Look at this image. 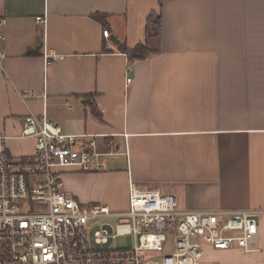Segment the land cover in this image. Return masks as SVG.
<instances>
[{"label": "crops", "instance_id": "obj_1", "mask_svg": "<svg viewBox=\"0 0 264 264\" xmlns=\"http://www.w3.org/2000/svg\"><path fill=\"white\" fill-rule=\"evenodd\" d=\"M0 7L8 18L0 136L15 156L34 153L32 139H17L29 115L46 113L69 133L110 135L115 154L106 170H67V192L85 205L126 210L134 183L177 196L183 211H257L253 250L209 249L203 261L264 264V0H0ZM155 12L162 27L154 53L131 62L119 45L146 43Z\"/></svg>", "mask_w": 264, "mask_h": 264}, {"label": "built area", "instance_id": "obj_2", "mask_svg": "<svg viewBox=\"0 0 264 264\" xmlns=\"http://www.w3.org/2000/svg\"><path fill=\"white\" fill-rule=\"evenodd\" d=\"M7 25L0 7V65ZM25 138L34 141V153L17 157L9 137L0 136V264H206L209 249L255 248L257 211H183L177 196L134 183L126 210L79 202L66 191L64 174L106 170L105 158L115 154L110 135L69 133L43 113L26 117L17 139ZM126 235L134 237L132 248H100Z\"/></svg>", "mask_w": 264, "mask_h": 264}, {"label": "trees", "instance_id": "obj_3", "mask_svg": "<svg viewBox=\"0 0 264 264\" xmlns=\"http://www.w3.org/2000/svg\"><path fill=\"white\" fill-rule=\"evenodd\" d=\"M164 0H159V4L161 5ZM102 18L101 15H97L95 19ZM161 14L152 13L147 21V31H146V43H143L134 49H129L123 45H119V50L128 55L131 62L135 61H144V59L148 58L152 53H154L153 49L151 48V43L155 41L161 32ZM93 97L88 96L86 97V101L88 102L89 107L91 108V112L94 116L100 118L99 112L96 108L95 103L92 101Z\"/></svg>", "mask_w": 264, "mask_h": 264}, {"label": "rangeland", "instance_id": "obj_4", "mask_svg": "<svg viewBox=\"0 0 264 264\" xmlns=\"http://www.w3.org/2000/svg\"><path fill=\"white\" fill-rule=\"evenodd\" d=\"M107 206H109L114 211H123V208H115V206L112 205V203L105 202ZM134 246V237L132 236H120L117 240H111L107 245L104 247H100L101 249L107 248V249H115V248H132Z\"/></svg>", "mask_w": 264, "mask_h": 264}]
</instances>
